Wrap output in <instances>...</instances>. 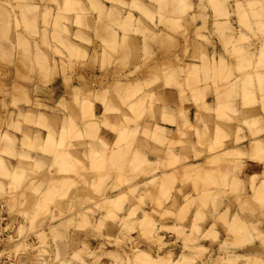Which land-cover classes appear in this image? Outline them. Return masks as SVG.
Segmentation results:
<instances>
[{"label":"rangeland","instance_id":"rangeland-1","mask_svg":"<svg viewBox=\"0 0 264 264\" xmlns=\"http://www.w3.org/2000/svg\"><path fill=\"white\" fill-rule=\"evenodd\" d=\"M151 1L155 10L132 8L117 21L111 10L98 12L94 20L77 10L73 0H0V134L12 130L22 138L20 150L52 159L48 167L32 161L29 177H11L7 189L0 190L3 213L16 222L8 250L13 264H264V179L239 175L246 159L264 165V153L255 147L246 156L226 154L220 151L230 148L233 139L216 134L213 145L206 147L211 135L196 132L199 141L210 137L201 145L208 154L194 155V166L181 177L184 188L191 185L197 198L183 196L181 211L175 214V199L182 192L173 190L175 199L170 196L172 203L161 211L165 176L149 180L156 168L145 161L162 159L164 165L157 169L174 168L178 162L168 152L176 138L181 142L188 136L175 132L163 157L159 152L145 155L150 146L167 143L159 141L160 76L150 69L165 73L180 66L188 74L190 64L200 63L220 78L225 60L217 55L212 35L220 36L224 28L217 23L210 28L202 11L201 26L192 33L188 10H168L170 0ZM141 19L150 30L141 26ZM223 87L222 82L195 88L185 84L179 115L186 98L196 116L208 115L202 98H219ZM96 101L102 102L103 114L93 117L90 103ZM195 124L203 123L196 118ZM98 127L105 135L111 132L110 137L97 139ZM81 141L95 144L82 155V179L76 177L73 160L79 158ZM97 146L102 148L95 152ZM228 170L236 181L226 177ZM65 174L78 181L87 178L85 189L92 201L72 207L68 202L66 210ZM117 195L121 197L113 202ZM216 201L223 205L215 210ZM195 206L194 216L190 212L187 217L186 211Z\"/></svg>","mask_w":264,"mask_h":264},{"label":"crops","instance_id":"crops-1","mask_svg":"<svg viewBox=\"0 0 264 264\" xmlns=\"http://www.w3.org/2000/svg\"><path fill=\"white\" fill-rule=\"evenodd\" d=\"M73 1L76 2L77 10L84 12L85 14H90L94 20L97 18L98 12L102 14L103 12L111 10V13L115 17L116 15L119 16V18L116 19L118 21L126 17L128 10H131L132 8L145 10H155L157 8L155 1L151 0H90L94 6L88 4L87 0ZM170 2L171 3L166 5L168 10L172 9L177 10L178 12L185 9L188 10V21H190L189 19L193 20V23L191 24L192 33L201 26V21L198 19V16L202 11L204 13L203 15H205L204 17L207 18L206 24L208 25L209 23L210 28L216 23L222 24L224 28L223 34L220 36L212 35L215 47L219 51L217 55L222 56L225 60L223 73L220 78H213L212 73H214V70L211 67H202L200 63L190 64L192 66L188 67V74L185 72V67L180 66L172 67L170 71H166L165 73L156 68L150 69V72L159 73L160 76L159 86L160 91L162 92V98L158 116L160 120L158 128L161 129L159 141L162 145H164L166 141L167 143L165 146L161 147L150 146L149 150H145V155L159 152L163 157V155L167 153V145L171 142L175 132V135H177L178 131L181 135H184L187 132L188 136L187 138L182 139L181 142L179 141L180 139L176 138V140H174V145L168 152V154L172 156V159H175L174 161L178 162L174 168L157 169V165H159V167L164 165L162 159L159 161V159L155 158L152 160L147 159V162L145 161V163L150 165L152 169L156 168L153 175L149 176V180L158 177V181L162 176H165L164 187L166 188V197L165 200L161 198V211H164V208L168 209L170 203H172L169 202L170 196H173L175 199L176 196L173 190H179L182 192L181 195H177L175 199L177 206L172 210L174 211L173 213L177 214L181 211L183 206L182 201L186 195H190L193 200H196L197 198V195L193 196V193L191 192V185H187V188H184L182 183L183 179L181 177L183 175V170L188 168V166H194L192 164L194 161V155H200L203 153L208 154V151L201 145L204 144L205 140L208 142L210 137L205 139L203 136L202 140L199 141L196 139L197 137L195 138L196 132H198L199 136H201L202 133L204 134V131L207 132L208 136L211 135V140L209 144H206V147L213 145L214 136L216 134H222V138L225 139H233L230 148H225L223 151H220L226 154L250 155L252 147H255L256 150L261 151V153H264V0H170ZM217 5L219 7L218 14L215 12ZM166 7H164V9H166ZM93 12L96 14H92ZM136 12L137 11L135 10L131 11V15L135 20L137 19V16H135ZM229 16H231V18H229ZM140 24L145 30H150V25L146 23L144 19L140 20ZM91 26L92 25H90V28ZM233 30H235V32ZM75 31L76 28H73V33H75ZM232 32H234V34H232ZM208 38H211V36ZM141 41L142 40L140 39L139 42ZM189 55H191V52H189ZM192 56L194 55L192 54ZM179 58L183 60L185 59L183 53H181ZM164 74L166 76H164ZM169 75L170 77H168ZM187 80H189V82H186ZM204 82H207L209 86H211L212 83L219 85L222 82L224 86L223 90L219 93V98L218 95L217 97L214 96L212 88L209 89V94L211 93L210 91H212L211 94H213V96H211L212 99H209L208 96L210 95L207 94L202 98L200 105L208 110V115L199 112L196 116L197 113L193 103L186 98V100L182 102L183 115L180 116L179 100H181V95L185 92V84L186 86L190 85L191 88H195L202 87ZM137 85L142 87V84ZM130 87L129 90L134 86L131 85ZM163 96H165V102L163 101ZM134 104L136 103H131L129 105ZM90 111L93 117L101 116L103 114L102 102L96 101L90 103ZM73 117L76 119V116L71 115L69 116V119L77 122ZM113 117V115H109L108 121L112 122ZM196 118L198 123L203 124L196 125ZM3 119L2 113L0 112V124ZM49 120L51 123L54 122L55 125H57V119H53L52 121V118L50 117ZM116 120L117 118H115V121ZM233 122L236 123V126L231 125ZM216 123H219L220 125L216 126ZM90 126L93 129H97L93 127L92 124ZM81 128L82 126H79V130ZM98 130L100 132H98L97 139L102 141L106 140L108 134H111V132H107V135L103 134L101 127H98ZM67 133L68 130L66 128V138ZM108 137H110V135ZM21 139L22 138H20L16 132L13 133L12 130H10V132L3 130L0 134V190L7 189L8 183H10L9 178L11 177H29L30 175L28 174V171L30 170V167H32L30 166L32 165V161L47 167L52 162L49 155H35L32 152L20 150L21 147L19 141ZM45 139L46 137L42 139V143H45ZM5 142L8 143L7 146ZM57 142L58 138L54 140L55 145ZM178 142L181 143V147L178 146L179 144L175 145ZM245 143H247L250 148ZM79 144V158H73V160H75V168H78L76 177L82 179V175H78L79 170L84 169L82 165L85 163L83 161L84 156L82 155L86 156L88 153L85 149L86 147L89 148L88 146H94L95 144L87 143L86 141H81ZM67 145V140H65V152L70 154ZM184 145H186L185 149ZM227 145L228 142L225 141L224 147ZM101 148V146L95 147V150H97L95 152L100 151ZM19 155L22 157L21 160L18 158ZM68 156V163L72 164V156ZM185 159V162L189 164H184ZM74 164L72 165L74 166ZM241 167L242 172L240 171L239 173L241 179L250 180L258 177L261 178L260 181L264 179L263 164H258L255 161L246 159L243 161ZM180 172H182L181 175L179 174ZM4 173H6V175ZM227 176L229 177L230 182L235 180V177L230 176V170L227 171L226 177ZM5 177H7L8 180ZM63 178L68 182L63 188L66 197V210L68 208V202L70 203V207H72L73 203H87L88 201H92L93 198L88 197L89 195H87L85 189L87 178L78 181L72 177L68 178V174H65ZM248 185H250V183H248ZM121 189L122 188L118 190ZM100 192H103V187L100 188ZM90 195L93 196L92 194ZM118 197L121 196L117 195L112 201L115 202ZM96 201L98 200H95V202ZM127 202H130L128 198ZM222 205L223 202L216 201L214 204L215 210L222 207ZM196 209L195 206L191 208V211L187 210L186 216L188 217V213L190 212L192 216H194Z\"/></svg>","mask_w":264,"mask_h":264},{"label":"built area","instance_id":"built-area-1","mask_svg":"<svg viewBox=\"0 0 264 264\" xmlns=\"http://www.w3.org/2000/svg\"><path fill=\"white\" fill-rule=\"evenodd\" d=\"M4 204L0 203V264H13L10 259H8V250L10 248V242L12 235H10L15 228L16 222H9L7 217L3 213ZM19 240H13L17 242Z\"/></svg>","mask_w":264,"mask_h":264},{"label":"bare ground","instance_id":"bare-ground-1","mask_svg":"<svg viewBox=\"0 0 264 264\" xmlns=\"http://www.w3.org/2000/svg\"><path fill=\"white\" fill-rule=\"evenodd\" d=\"M123 149V148H122ZM63 154V153H62ZM116 156V155H115ZM219 156V155H218ZM216 161V160H215ZM165 180V179H164ZM260 190H261V188H260ZM263 191V189L261 190V192ZM262 193H264V192H262ZM183 212V211H182ZM232 222V221H231ZM236 224V223H235ZM240 224V223H239ZM232 226V225H231ZM242 232V231H241ZM237 241V240H236Z\"/></svg>","mask_w":264,"mask_h":264}]
</instances>
